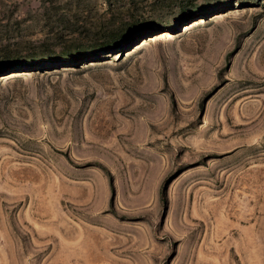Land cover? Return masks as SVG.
Segmentation results:
<instances>
[{
    "label": "rangeland",
    "instance_id": "374dc122",
    "mask_svg": "<svg viewBox=\"0 0 264 264\" xmlns=\"http://www.w3.org/2000/svg\"><path fill=\"white\" fill-rule=\"evenodd\" d=\"M0 264H264V0H0Z\"/></svg>",
    "mask_w": 264,
    "mask_h": 264
},
{
    "label": "trees",
    "instance_id": "16d2710c",
    "mask_svg": "<svg viewBox=\"0 0 264 264\" xmlns=\"http://www.w3.org/2000/svg\"><path fill=\"white\" fill-rule=\"evenodd\" d=\"M141 32V31H140ZM140 32H138V34L139 35H141V33ZM127 41H129V39L128 40H126V41H124V42H121V43H119V42H116V43H112L110 46L112 47V48H114V47H119V46H121V45H123V44H125ZM16 61H18V59H13V61H11V63H9L8 65H11L12 63H14V62H16Z\"/></svg>",
    "mask_w": 264,
    "mask_h": 264
},
{
    "label": "bare ground",
    "instance_id": "6f19581e",
    "mask_svg": "<svg viewBox=\"0 0 264 264\" xmlns=\"http://www.w3.org/2000/svg\"><path fill=\"white\" fill-rule=\"evenodd\" d=\"M146 40V39H145ZM147 41L144 42V44L146 43Z\"/></svg>",
    "mask_w": 264,
    "mask_h": 264
}]
</instances>
